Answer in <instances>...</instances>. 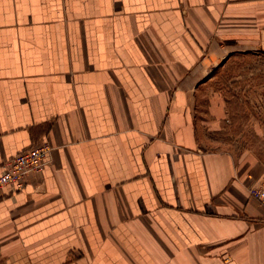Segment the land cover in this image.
<instances>
[{
	"label": "crops",
	"instance_id": "1",
	"mask_svg": "<svg viewBox=\"0 0 264 264\" xmlns=\"http://www.w3.org/2000/svg\"><path fill=\"white\" fill-rule=\"evenodd\" d=\"M263 49L264 0H0V171L51 146L0 264H264Z\"/></svg>",
	"mask_w": 264,
	"mask_h": 264
},
{
	"label": "built area",
	"instance_id": "2",
	"mask_svg": "<svg viewBox=\"0 0 264 264\" xmlns=\"http://www.w3.org/2000/svg\"><path fill=\"white\" fill-rule=\"evenodd\" d=\"M50 151L51 146L45 141L4 160L0 171V199L21 191L29 183L30 175L41 173ZM249 196L264 207V164L258 182L249 190Z\"/></svg>",
	"mask_w": 264,
	"mask_h": 264
},
{
	"label": "rangeland",
	"instance_id": "3",
	"mask_svg": "<svg viewBox=\"0 0 264 264\" xmlns=\"http://www.w3.org/2000/svg\"><path fill=\"white\" fill-rule=\"evenodd\" d=\"M253 53V52H252ZM254 56H250L252 59H255L256 61H254V60H251L250 62H247V63H239V64H237V66L235 65V66H233V68L235 69V70H240L243 66H245L246 65V67L249 65V67H251V68H253V65H258V67L260 68V69H264V49L263 50H255L254 51ZM244 64V65H243ZM238 102V101H237ZM239 103V104H238ZM237 104H236V106H241V104H240V102H238ZM234 113H235V116H236V118H237V120L235 121V123L236 124H234L235 125V128L234 129H236L237 127V130H240L241 131V128H245V125H246V121H241L240 119H241V116H242V110H240L239 108H235V111H234ZM239 120V121H238ZM238 124V125H237ZM243 125V126H242ZM251 134V136H252V133H250ZM252 138V137H251ZM250 138V139H251ZM246 140H248V137L247 138H245Z\"/></svg>",
	"mask_w": 264,
	"mask_h": 264
}]
</instances>
